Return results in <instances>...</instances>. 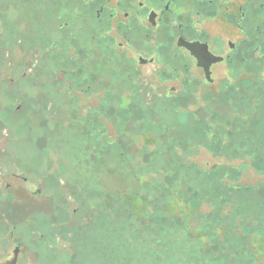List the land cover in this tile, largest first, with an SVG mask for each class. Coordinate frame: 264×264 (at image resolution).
I'll return each mask as SVG.
<instances>
[{
  "label": "rangeland",
  "instance_id": "rangeland-1",
  "mask_svg": "<svg viewBox=\"0 0 264 264\" xmlns=\"http://www.w3.org/2000/svg\"><path fill=\"white\" fill-rule=\"evenodd\" d=\"M7 9L0 14V79L12 73L18 84L0 80V184L4 197L11 198L9 207H0V220L9 221L7 211L14 207V214L24 220L35 242L31 252L26 249L28 241L21 244L19 264H264L263 175L249 169L239 181L227 180L237 189L222 192L216 180L202 179L189 170L193 166L209 170L228 165L203 147L190 154L187 148L182 152L176 149L175 176L169 170L173 162L163 157L160 163L169 173L143 175L142 183L131 172L114 175L120 163L116 155L82 163V147L91 136L83 132L84 127L76 123L69 109V86L75 77L61 72L57 56L44 54V48H39L45 40L44 19L29 10ZM29 14L41 37L29 30L34 26L26 17ZM70 67L67 69L73 71ZM23 70L28 76L24 79ZM220 76L216 71V83ZM90 96L91 102H98L99 94ZM203 100L197 97L196 103H203L205 112L213 109L214 116H203L217 133L219 127H235L231 109ZM49 102L53 103L51 108ZM49 112L51 121L46 119ZM135 118H130L131 127L124 137L127 141L131 136L139 140L135 129L131 130ZM152 119L171 125L177 141L191 139L199 123L198 117L170 110H159ZM95 120L112 129L108 114ZM212 120L219 123L212 124ZM250 126L254 144L264 151V90ZM140 157L131 154L125 163L137 167ZM220 157L231 160L227 155ZM8 184L10 189L5 190ZM37 188L42 196L34 195ZM114 192L128 193L131 211L114 209L110 201ZM143 210L163 211L166 219H142ZM9 258L12 252L0 255V262Z\"/></svg>",
  "mask_w": 264,
  "mask_h": 264
},
{
  "label": "flooded vegetation",
  "instance_id": "flooded-vegetation-1",
  "mask_svg": "<svg viewBox=\"0 0 264 264\" xmlns=\"http://www.w3.org/2000/svg\"><path fill=\"white\" fill-rule=\"evenodd\" d=\"M7 8L20 13L29 10L44 19L45 40L39 48H44V54L57 56L61 72L75 77L69 86V109L76 123L84 127L83 132L91 136L83 144L82 163L116 155L120 163L114 175L131 172L141 182L143 175L169 173L160 163L163 157L173 162L169 170L175 176L176 149L182 152L187 148L190 154L203 147L228 165L209 170L193 166L189 170L202 179L216 180L222 192L237 189L227 180L239 181L249 169L264 176V151L254 144L250 126L264 90V64H260L264 59V0H0L1 15ZM26 17L34 25L33 15ZM39 29L35 25L29 28L41 37ZM70 66L73 71L67 69ZM218 70L221 76L216 83ZM10 75L0 80L18 84V77L14 80ZM26 77L23 70L21 78ZM103 79L108 80L107 85ZM95 92L99 94L97 103L90 100ZM197 97L231 109L235 127H219L217 133L205 117L214 116L213 109L208 107L205 112L203 103H196ZM52 105L49 102L50 108ZM159 110L198 117V129L191 139L177 141L171 125L152 119ZM105 114L110 116L112 129L108 130H113L114 136L95 120ZM47 116V120L53 119L50 112ZM133 117L136 124L131 130L135 129L139 140L131 136L127 141L124 137ZM131 154L142 156L137 167L125 163ZM221 155L231 160L227 162ZM232 174L235 176L229 177ZM9 186L4 189L9 190ZM2 187L0 184V207H9L11 198L4 197ZM40 189L34 191L35 196H42ZM111 198L114 209L131 211L128 193L114 192ZM7 214L9 221L0 220V255L12 252V258L0 264L14 258V264H19L21 244L29 242L26 249L31 252L35 242L24 220L14 214V207ZM140 215L146 220L152 216V221L166 219L163 211L143 210Z\"/></svg>",
  "mask_w": 264,
  "mask_h": 264
},
{
  "label": "water",
  "instance_id": "water-1",
  "mask_svg": "<svg viewBox=\"0 0 264 264\" xmlns=\"http://www.w3.org/2000/svg\"><path fill=\"white\" fill-rule=\"evenodd\" d=\"M14 262H15V258L12 260V262H9L7 264H14Z\"/></svg>",
  "mask_w": 264,
  "mask_h": 264
},
{
  "label": "bare ground",
  "instance_id": "bare-ground-1",
  "mask_svg": "<svg viewBox=\"0 0 264 264\" xmlns=\"http://www.w3.org/2000/svg\"><path fill=\"white\" fill-rule=\"evenodd\" d=\"M98 242V241H97ZM108 243V242H107ZM110 248V247H109Z\"/></svg>",
  "mask_w": 264,
  "mask_h": 264
}]
</instances>
